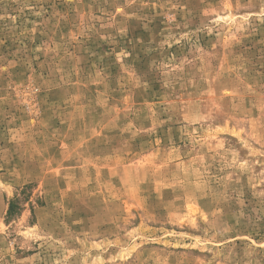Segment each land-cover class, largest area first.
I'll return each instance as SVG.
<instances>
[{"label":"rangeland","instance_id":"374dc122","mask_svg":"<svg viewBox=\"0 0 264 264\" xmlns=\"http://www.w3.org/2000/svg\"><path fill=\"white\" fill-rule=\"evenodd\" d=\"M0 264H264V0H0Z\"/></svg>","mask_w":264,"mask_h":264}]
</instances>
